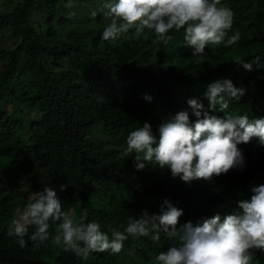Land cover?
Listing matches in <instances>:
<instances>
[{
    "label": "trees",
    "instance_id": "obj_1",
    "mask_svg": "<svg viewBox=\"0 0 264 264\" xmlns=\"http://www.w3.org/2000/svg\"><path fill=\"white\" fill-rule=\"evenodd\" d=\"M104 2L71 0L73 19L67 18L69 0H5L0 8V34L9 35L11 46L0 47V264H157L155 257L172 244L163 234L154 243L150 234L129 238L119 254L91 253L85 260L51 239L33 247L29 227L21 249L7 232L45 184L74 219L87 210V221L110 239L128 217L158 214L165 199L184 212L178 227L195 225L234 214L251 187L264 184V146L256 138L238 145L244 168L211 182L185 183L154 164L137 171L135 154L123 155L128 134L145 122L157 137L159 125L180 111L195 122L187 101L198 99L208 109L207 86L220 79L246 90L239 100L227 98L229 112L264 118V0H221L234 13L225 40L237 32L240 40L209 45L199 57L185 47L183 30L170 32L174 39L166 46L135 29L115 43L103 41L110 23L100 11ZM242 60L253 70L235 63ZM251 264H264V251H254Z\"/></svg>",
    "mask_w": 264,
    "mask_h": 264
},
{
    "label": "clouds",
    "instance_id": "obj_2",
    "mask_svg": "<svg viewBox=\"0 0 264 264\" xmlns=\"http://www.w3.org/2000/svg\"><path fill=\"white\" fill-rule=\"evenodd\" d=\"M65 7L69 9L67 18H75L71 0ZM100 11L110 21L102 40L111 43L135 29L137 36L147 30L154 34L153 43L166 46L174 39L170 32L183 30L185 47L192 48L193 56L199 57L209 45L223 43L231 47L240 40L239 32L225 40L233 26L234 13L221 0H105ZM91 16L95 18L97 12L92 11ZM235 63L253 70L252 64L243 60ZM245 92L227 78L209 84L205 93L208 109L198 99L187 101L195 122L188 111H180L159 125L158 137L152 125L145 122L128 134L123 155L135 154L137 171L154 164L161 170H170L174 179L185 183L211 182L234 168H244V154L238 145L256 138L264 146V118L250 120L246 114L228 111L227 98L239 100ZM144 99L151 102L152 97L145 95ZM217 111L225 116L211 114ZM251 113L257 111L251 108ZM60 190L66 191V186L61 185ZM250 192L249 199L238 201L234 214L223 218L216 214L195 225L189 221L179 227L184 212L165 199L158 214L149 215L143 210L139 217H128L124 230H113L110 239L97 222L87 221V210L74 219L75 214L64 209L57 192L45 184L43 191L29 197L31 202L12 221L7 236L23 249L32 227L29 239L33 247L39 248L51 239L64 251L86 260L91 253H121L129 238L137 240L151 234L152 241L159 243L163 234L172 244L155 257L157 264H251L254 251H264V184L252 186ZM57 222L56 234L52 235L50 228Z\"/></svg>",
    "mask_w": 264,
    "mask_h": 264
},
{
    "label": "rangeland",
    "instance_id": "obj_3",
    "mask_svg": "<svg viewBox=\"0 0 264 264\" xmlns=\"http://www.w3.org/2000/svg\"><path fill=\"white\" fill-rule=\"evenodd\" d=\"M4 1L5 0H0V8H2L4 6ZM9 42H10V40H9V35L8 34L5 35V36L0 34V47H1V49L3 47L4 48L11 47ZM1 67H2V62L0 61V69H1ZM8 109H12V105L11 104H8ZM148 171L150 172V170H148ZM153 179H154V177L149 174V180L148 181L151 183L153 181Z\"/></svg>",
    "mask_w": 264,
    "mask_h": 264
}]
</instances>
